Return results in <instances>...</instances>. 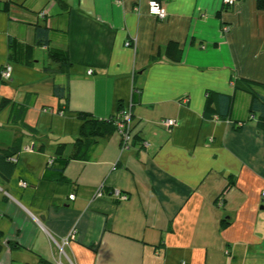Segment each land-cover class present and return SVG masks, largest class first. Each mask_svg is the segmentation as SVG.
<instances>
[{
  "label": "crops",
  "instance_id": "0c3cea01",
  "mask_svg": "<svg viewBox=\"0 0 264 264\" xmlns=\"http://www.w3.org/2000/svg\"><path fill=\"white\" fill-rule=\"evenodd\" d=\"M10 1L0 13V71L11 72L0 101L28 107L24 122L46 151L22 135L13 176L0 177V264H264V132L254 119L235 131L202 118L205 91L231 96L234 78L264 84L258 0L226 9L222 0H165L162 20L149 0ZM43 21L66 30L53 44L68 50V77L7 62L8 36L32 42L31 24ZM169 41L182 48L178 63L164 55ZM55 81L68 84L72 111L130 116L139 138L99 139L87 160L68 164L67 182L48 183L41 174L56 141L70 143L80 125L74 112H57ZM9 114L0 111V128L12 129Z\"/></svg>",
  "mask_w": 264,
  "mask_h": 264
},
{
  "label": "trees",
  "instance_id": "16d2710c",
  "mask_svg": "<svg viewBox=\"0 0 264 264\" xmlns=\"http://www.w3.org/2000/svg\"><path fill=\"white\" fill-rule=\"evenodd\" d=\"M153 1L159 4L165 3V0ZM14 5V2L10 0L0 1V13L9 14ZM231 6H224V9ZM62 7L63 9L66 8H64V5ZM257 8L264 9V0L257 1ZM40 16L45 18L46 13L43 12ZM31 27L33 29L32 42L8 36L6 43L7 62L27 69H34L37 64H40L42 73L49 77H68L73 65L68 50L66 47H58L53 44L57 41L65 42L67 39L66 30L52 29L46 21L31 24ZM164 55L170 62L178 63L181 60L182 48L177 42L169 41L164 48ZM89 71L93 73L92 70ZM232 81L234 86L231 96L212 90L205 91L204 108L202 110L203 120L228 121L231 123L233 130L238 131L254 119L256 128L264 132V84L237 78ZM140 92L136 88L133 95L137 96ZM52 95L57 101V112L72 111L69 108V87L67 83L55 81L52 87ZM132 103L135 104L136 100H133ZM8 107H10V114L7 124L12 129L0 128V177L3 179H10L14 174L17 156L24 145L22 135L33 136V139L36 140L33 146L36 153L43 154L46 151V140L40 138L41 136L37 137L38 132L36 129L24 122L28 107L23 103H15L8 98H2L0 111ZM72 112L80 122L78 136L70 143L56 141L52 157L48 160L41 174L43 182H67L64 173L68 164L73 160H87L99 139L107 138L116 133L120 137L121 145L124 146V136L129 135L132 140L139 138L138 133L134 132L136 124H133L132 118L124 121V115L121 113L101 119L89 112ZM123 122L126 124L122 128L119 127V123ZM227 224V220H221V228L226 227ZM37 264L52 263L46 259H40Z\"/></svg>",
  "mask_w": 264,
  "mask_h": 264
},
{
  "label": "built area",
  "instance_id": "2783aa9c",
  "mask_svg": "<svg viewBox=\"0 0 264 264\" xmlns=\"http://www.w3.org/2000/svg\"><path fill=\"white\" fill-rule=\"evenodd\" d=\"M238 0H222V5L223 7L224 6H231L233 5L235 2H237ZM148 12L150 15L156 17L157 19H165L167 14H166V10L164 8V5L163 4H159L157 3L156 1H153V0H149L148 2ZM126 45H129V43H127ZM10 68L8 66H6L5 68H3L1 71H0V78L2 80H7L9 79L10 77ZM89 75L92 74L91 71L88 70L87 72ZM124 121L125 120H128V116H125L123 117ZM124 124L126 123H119V127H123ZM166 126L168 127H171V126H174V122L172 120H169L166 122ZM130 137L129 135H126L124 136V139H125V145L130 141ZM100 195V193H98ZM262 197H264V194H262ZM69 198L73 199V195H70ZM123 199H126V196H123ZM221 201V204H222V199H220ZM60 264V263H59ZM181 264H186L185 262H181Z\"/></svg>",
  "mask_w": 264,
  "mask_h": 264
},
{
  "label": "rangeland",
  "instance_id": "374dc122",
  "mask_svg": "<svg viewBox=\"0 0 264 264\" xmlns=\"http://www.w3.org/2000/svg\"><path fill=\"white\" fill-rule=\"evenodd\" d=\"M11 79V75H10V77H9V79H7V80H10ZM171 127H173V126H171ZM129 143V142H128ZM128 147H129V145H128ZM3 252H4V250H2ZM60 253V252H59ZM62 258L64 259V256H62Z\"/></svg>",
  "mask_w": 264,
  "mask_h": 264
},
{
  "label": "clouds",
  "instance_id": "9594fccd",
  "mask_svg": "<svg viewBox=\"0 0 264 264\" xmlns=\"http://www.w3.org/2000/svg\"><path fill=\"white\" fill-rule=\"evenodd\" d=\"M130 118H132V117L129 116L128 119H130ZM130 139H131V138H130ZM69 196H70V195H69ZM73 198H74V195H73ZM69 199H71V198H69ZM71 200H72V199H71Z\"/></svg>",
  "mask_w": 264,
  "mask_h": 264
}]
</instances>
